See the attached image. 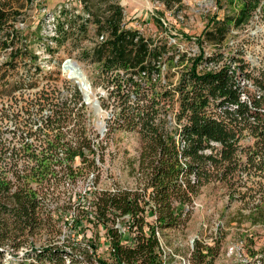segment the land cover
Masks as SVG:
<instances>
[{
	"label": "trees",
	"instance_id": "16d2710c",
	"mask_svg": "<svg viewBox=\"0 0 264 264\" xmlns=\"http://www.w3.org/2000/svg\"><path fill=\"white\" fill-rule=\"evenodd\" d=\"M1 1L0 40L5 38L3 46L9 48L15 39L23 38L24 31L12 24L13 14L18 13ZM154 1L170 12L183 6V0ZM80 2L83 14L68 9L60 12L57 37L52 39L55 47L46 48L55 53L70 42L82 49V60L100 66L104 75L112 74L116 86L111 96L117 103L113 130L135 132L141 138L140 155L132 165L137 187L90 193L95 224H102L112 241V264H164L157 230L162 234L184 228L193 200L211 183L224 185L230 200L239 193L246 206L252 205L244 215L246 222L264 228V74L256 75L244 62L221 51L230 29L248 24L259 9L264 10V1H231L233 12L209 20L195 38L199 54L194 57L173 52L172 46L128 27L118 0ZM90 24L96 27V37L92 46H82L89 39ZM103 35L104 40L98 41ZM23 42L16 55L27 52ZM206 45L217 51L207 53ZM249 86L258 93H251ZM243 94L249 100L244 101ZM73 111L67 105L58 106L59 117L43 121L36 131L31 125L11 139L0 138L1 151L17 148L24 153L23 158L14 157L7 163L0 155V264L55 260L52 249L34 251L32 237L46 222L42 209L76 172L73 163L82 159L86 169L98 167L91 123L74 117ZM246 139L252 140L249 145ZM126 215L134 218L137 227L131 246L123 244L124 235L114 228L115 219ZM227 237L219 228L213 245L195 241L190 264H214ZM241 242L245 257L239 264H264V244L258 246L255 234L242 236ZM25 246L31 247V254L13 255L4 262L8 247L18 252ZM89 247L90 264H109L97 258L96 244L90 242Z\"/></svg>",
	"mask_w": 264,
	"mask_h": 264
},
{
	"label": "rangeland",
	"instance_id": "374dc122",
	"mask_svg": "<svg viewBox=\"0 0 264 264\" xmlns=\"http://www.w3.org/2000/svg\"><path fill=\"white\" fill-rule=\"evenodd\" d=\"M231 1L236 2V0H183L180 9L170 12L154 0H118L128 27L138 28L144 37L168 44L173 47V52L178 51L188 57L199 54L195 38L201 36L209 20L214 17L222 19L225 14L233 12ZM1 3L11 12L18 13L13 14L16 19L12 20V24L15 29H19L17 28L19 25L24 31L23 38L15 39L9 48L3 46L5 38L0 40V138L11 139L13 136L11 131L15 128L19 135L22 131H27L31 125L35 127L41 124L37 120L36 106L32 102L29 90L33 81L32 69L36 64L45 66L44 61L48 59L47 54L41 53L47 51L46 37H49V26L54 23L51 19L58 21V15L65 9L73 11L75 15L83 14V5L80 0H2ZM14 28L7 31H13ZM95 28L93 24L89 25V39L84 41L82 46L93 45L96 37ZM39 30L40 36L37 35ZM23 39L27 52L16 55ZM205 50L210 54L217 51V48L206 45ZM221 51L226 53V57L244 62L256 75L264 74V10L260 9L255 13L251 21L243 27L231 28ZM81 52V48L74 47L70 42L56 51L50 61L52 70L44 76L43 81L53 82L52 86L56 90L76 87L78 86L76 83L63 77L61 70L66 59H73L78 64L91 85L94 94L91 98H97L103 110L97 113L92 108L91 119L92 137L101 136L103 143L99 154L96 155L99 160L97 169H86L87 166L82 159L73 163L76 172L71 173L70 178L64 182L65 188L63 184L59 186L55 191V198L50 197L42 209L46 222L32 240L34 251L48 248L52 249V253L56 252L57 258L48 261L47 264H74L73 261H78V264H90L87 260L88 252L91 254L90 242L98 246L97 258L112 264L111 250L106 246L108 240L106 232L95 224L96 219L92 213L95 209L86 203L92 199L93 195L90 193L94 190H133L137 187L132 165L140 155V135L135 132L113 130L116 125L108 119L117 104L114 96H111L112 87L116 86L111 82L112 74L104 75L100 66L82 60ZM37 53L38 58H35ZM169 67L167 64L165 73ZM180 69L182 68L173 69V72L177 73ZM248 90L253 94L257 91L251 86ZM13 116L15 118L12 119ZM251 141L246 139L244 143L249 145ZM7 149L3 148L1 151L0 148V155L6 161L4 163L14 157L23 158L24 153L16 151L17 148ZM93 157L91 155L89 158ZM92 174L94 178H91ZM244 191L245 189H242V192ZM69 195L72 197L71 201ZM240 197L237 193L233 200H230L228 189L222 184L205 185L190 206L192 212L186 226L161 234L166 264H190L195 241L202 240L205 245H213L215 232L219 228L227 232L228 237L214 264H239L245 257L241 242L244 235L255 234L258 246L263 245L264 228L251 226L246 222L244 215L250 212L252 205L246 206ZM259 197L258 195L256 198ZM73 209H75L73 218L80 221V229L75 223L73 227L69 225ZM127 220L128 218L120 219L118 225L122 223L123 231L131 232ZM27 254H31L30 246H25L18 252L8 247L4 262L13 259V255L22 258Z\"/></svg>",
	"mask_w": 264,
	"mask_h": 264
},
{
	"label": "built area",
	"instance_id": "2783aa9c",
	"mask_svg": "<svg viewBox=\"0 0 264 264\" xmlns=\"http://www.w3.org/2000/svg\"><path fill=\"white\" fill-rule=\"evenodd\" d=\"M51 20L54 23H52V25L49 26V37H46V41L48 43L47 45H50L52 48H54L55 44L52 41V39L54 37H57L58 21H56L54 18H52ZM17 28H19L17 30H21L22 31V28L19 27V25H17ZM135 29H138V28H135ZM104 38H105L104 35L101 36V37H98V41H103ZM23 41H24V39H23ZM47 51L41 53L42 55L47 54L46 58H48V59H45L47 61H44L46 63V65L43 66V65H39V64L37 65L36 64L35 67L32 69L33 81L31 83L29 92L31 93L32 102L36 106V114L38 116L37 120L41 122V124L39 126H35L34 131H36L37 129H39L42 126L43 121L58 118L59 116H56V112H55L56 107L65 106V105H67V106L71 107L72 109H74V111H73V113H74L73 116L74 117L81 116L85 120H87L89 123H91L92 112H93L92 108L97 113H101L103 111L98 99L97 98L96 99L91 98L94 95L93 92H92L90 94V100H88L87 99L88 91L85 89L87 91V92H85L84 89H82V87L79 84L74 82L70 78L69 75L68 76L64 75L66 73L64 70H65L66 65L68 63L71 64V66L74 65L75 69H76V67H78L80 69V67L78 66V64H76V62L73 59H66L63 62V64H62V70L61 71H62L63 77L66 80H68V81H73L78 86H76V87L72 86L71 88H67L66 90L65 89H57L56 90L52 86L53 82L43 81L44 76L47 75L48 73H50L51 70H52V67L50 66V61H51L53 55L55 54V53H51V52L48 53L49 51L48 52ZM38 55L39 54L37 53L35 55V58H38L37 57ZM40 58H41V56H40ZM165 68H166V66H164L163 70H165ZM69 73H70V70H69ZM112 90H113V87H112ZM91 91H92V88H91ZM257 93L258 92L256 91L255 94H257ZM257 98H260V95L257 96ZM242 99L244 101L245 100L247 101V100H249V97L247 96V94H243ZM95 102L98 103V106H95ZM263 111H264V109H263ZM8 117L10 118V116H8ZM13 118H15V117L13 116L12 119ZM108 119L113 121V123H114V121H115L114 112H112L111 115L109 114ZM9 120H11V119H9ZM11 132L13 134L15 132L18 133V131H16V128L14 130H12ZM93 139L96 142L95 150H96V155H97V154H99V150L101 148V144L103 143V138L101 136L100 137L97 136L96 138H93ZM102 150H104V148ZM106 150H108V148H106ZM112 152H114V149H113ZM59 155H60V157L64 156V154L61 153V152L59 153ZM96 155H95L96 162H99V160L96 158ZM98 158H99V156H98ZM91 178H94V174H92ZM67 179L64 182H66ZM63 186L65 188L64 183H63ZM69 196H70L69 199L71 201L72 197H71V195H69ZM93 200H94V198L92 197V199H90V201H87L86 204H88L90 206L91 203L93 202ZM90 207H92V206H90ZM92 208H94L96 210L95 207H92ZM95 210L92 211L93 214L95 213ZM73 217H75V209H73V212L71 213V216H70L71 221H70L69 225L71 227H73V225L75 223V224H77V226L80 229L81 228L80 221L74 220ZM127 218H128L127 221L129 223V229H131L132 233L130 231H126V230L123 231L122 223H121L120 226L118 225V222L120 221V219H127ZM98 226H100L101 229L103 231H105L106 235H107V229L102 224H98ZM114 228L119 230V232L124 235V237H125V240L123 242L124 245L131 246L133 244L132 238L135 237L136 232H137V227L135 226V222H134V218L133 217H131L130 215H126V216H123V217H117L115 219V221H114ZM134 230H136V231H134ZM107 237H108V240H107V245L106 246L109 247V249L112 252V241H111V239L109 238L108 235H107ZM157 237H158V240L160 242V247H161V249L164 252L163 238H162L161 233L158 230H157ZM165 258H166V253L164 255V261H163L164 264H166Z\"/></svg>",
	"mask_w": 264,
	"mask_h": 264
},
{
	"label": "bare ground",
	"instance_id": "6f19581e",
	"mask_svg": "<svg viewBox=\"0 0 264 264\" xmlns=\"http://www.w3.org/2000/svg\"><path fill=\"white\" fill-rule=\"evenodd\" d=\"M69 70H70V73H69ZM66 73L64 74L65 76H70V78L74 81V82H76L77 84H79L81 87H82V89H84V91L85 92H87L86 90H85V88L82 86L83 84H87L86 83V80H85V78H86V76H85V74L81 71V69H79L78 67H76V69H75V66L74 65H72L71 66V64H67L66 65V68H65V70H64Z\"/></svg>",
	"mask_w": 264,
	"mask_h": 264
},
{
	"label": "water",
	"instance_id": "95a60500",
	"mask_svg": "<svg viewBox=\"0 0 264 264\" xmlns=\"http://www.w3.org/2000/svg\"><path fill=\"white\" fill-rule=\"evenodd\" d=\"M86 83L87 84H83L82 86L88 91L87 99L90 100V94L92 93V91H91V85L88 83L87 80H86ZM95 106H98V103L97 102H95Z\"/></svg>",
	"mask_w": 264,
	"mask_h": 264
}]
</instances>
